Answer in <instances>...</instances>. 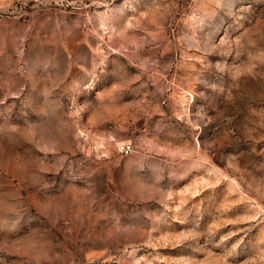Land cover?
<instances>
[{
  "label": "rangeland",
  "instance_id": "374dc122",
  "mask_svg": "<svg viewBox=\"0 0 264 264\" xmlns=\"http://www.w3.org/2000/svg\"><path fill=\"white\" fill-rule=\"evenodd\" d=\"M0 264H264V0H0Z\"/></svg>",
  "mask_w": 264,
  "mask_h": 264
},
{
  "label": "built area",
  "instance_id": "2783aa9c",
  "mask_svg": "<svg viewBox=\"0 0 264 264\" xmlns=\"http://www.w3.org/2000/svg\"><path fill=\"white\" fill-rule=\"evenodd\" d=\"M120 151H121L122 153H127V152L130 151V147H129L128 145H122V146L120 147Z\"/></svg>",
  "mask_w": 264,
  "mask_h": 264
}]
</instances>
